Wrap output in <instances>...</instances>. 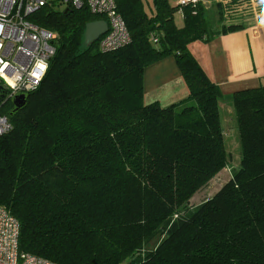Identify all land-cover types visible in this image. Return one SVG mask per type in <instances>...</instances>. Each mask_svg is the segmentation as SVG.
<instances>
[{
	"label": "trees",
	"instance_id": "16d2710c",
	"mask_svg": "<svg viewBox=\"0 0 264 264\" xmlns=\"http://www.w3.org/2000/svg\"><path fill=\"white\" fill-rule=\"evenodd\" d=\"M113 2L130 42L109 53L101 38L83 45L86 25L103 20L86 8L30 18L59 46L24 107L10 118V101L0 109L11 124L0 137V207L19 224V251L53 264H264V86L231 95L239 165L189 207L228 154L219 88L188 47L241 29L234 21L251 1L216 3L218 29L201 2L153 0L149 13L142 0ZM166 58L188 97L145 105L144 72Z\"/></svg>",
	"mask_w": 264,
	"mask_h": 264
},
{
	"label": "built area",
	"instance_id": "2783aa9c",
	"mask_svg": "<svg viewBox=\"0 0 264 264\" xmlns=\"http://www.w3.org/2000/svg\"><path fill=\"white\" fill-rule=\"evenodd\" d=\"M198 2L179 0L177 6L181 9ZM61 6L64 10L86 8L89 13L103 17L108 31L98 43L101 53L113 52L129 44V34L113 0H0V86L7 91L0 109L15 96L34 92L43 81L56 55L58 37L34 25L30 18L40 9L59 10ZM150 39L157 44L156 37ZM10 130L8 118L0 114V137ZM19 232L17 220L0 207V264H53L21 253Z\"/></svg>",
	"mask_w": 264,
	"mask_h": 264
},
{
	"label": "crops",
	"instance_id": "0c3cea01",
	"mask_svg": "<svg viewBox=\"0 0 264 264\" xmlns=\"http://www.w3.org/2000/svg\"><path fill=\"white\" fill-rule=\"evenodd\" d=\"M219 1L214 0L212 5ZM199 2L208 6L206 9L209 12L211 1ZM238 14L234 23L243 24L241 29L217 36L207 44L196 42L188 47L208 78L219 88L224 140L227 137L226 121H229L230 129L231 124L233 130L234 124L236 126L233 108L228 101L231 95L264 86V0H253L250 8H239ZM175 25L179 28L183 26ZM143 89L145 105L158 103L165 108L188 97V90L173 58H166L145 70Z\"/></svg>",
	"mask_w": 264,
	"mask_h": 264
},
{
	"label": "rangeland",
	"instance_id": "374dc122",
	"mask_svg": "<svg viewBox=\"0 0 264 264\" xmlns=\"http://www.w3.org/2000/svg\"><path fill=\"white\" fill-rule=\"evenodd\" d=\"M144 4V8L149 13L150 7H152L153 0H142ZM179 0H168V3L170 6L175 7L177 5ZM211 1V5L209 12H207L206 18H207V24L208 27H212L215 29H218L220 26L216 21V17L213 16V13L215 12L214 10V0H207ZM208 6H206L207 8ZM64 7L61 6L59 8V11H63ZM174 22L178 26L183 25V19L182 15L179 11L176 12L175 17H174ZM222 129H223V124ZM226 138L224 140V144L226 151L228 152V165L226 169H224L220 174H218L212 181H210L204 188H202L199 192L195 194V196L190 200L189 202V207L191 209L199 206L203 202L209 200L212 198L221 188L224 186L231 177L232 172L238 167L239 165V160H240V148H239V139H238V132L236 129V126L234 124V130L231 124V129L229 128L230 123L227 120L226 121ZM235 132V133H234ZM224 135V132H223ZM227 139V143H226ZM157 243V240L152 242L148 247H146L147 250H151L155 247ZM123 264H127V262H124Z\"/></svg>",
	"mask_w": 264,
	"mask_h": 264
},
{
	"label": "water",
	"instance_id": "95a60500",
	"mask_svg": "<svg viewBox=\"0 0 264 264\" xmlns=\"http://www.w3.org/2000/svg\"><path fill=\"white\" fill-rule=\"evenodd\" d=\"M69 10L65 9L64 14H66ZM108 31V26L105 21H95L89 23L85 27L84 35H83V45L85 47H90L92 44L97 42L100 38H102ZM56 47L59 46V42H55ZM7 96V91L4 90L0 86V104ZM26 95H17L12 99L13 109L9 113L8 117L10 118L14 113L18 112L25 105Z\"/></svg>",
	"mask_w": 264,
	"mask_h": 264
},
{
	"label": "flooded vegetation",
	"instance_id": "af4514ba",
	"mask_svg": "<svg viewBox=\"0 0 264 264\" xmlns=\"http://www.w3.org/2000/svg\"><path fill=\"white\" fill-rule=\"evenodd\" d=\"M10 103L12 104V100L10 101ZM5 106V105H4Z\"/></svg>",
	"mask_w": 264,
	"mask_h": 264
}]
</instances>
